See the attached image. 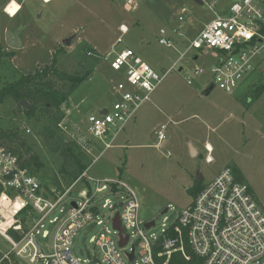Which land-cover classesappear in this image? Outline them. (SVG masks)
I'll list each match as a JSON object with an SVG mask.
<instances>
[{
    "label": "rangeland",
    "instance_id": "rangeland-1",
    "mask_svg": "<svg viewBox=\"0 0 264 264\" xmlns=\"http://www.w3.org/2000/svg\"><path fill=\"white\" fill-rule=\"evenodd\" d=\"M16 1L22 8L12 18L8 14L13 16L19 7L14 2L8 6L11 0H0V50L13 56L0 58V88L51 65L54 59L63 73H89V79L63 106L64 120L50 129L56 134V141H67L76 148L75 156L88 167L90 176L120 178L128 184L141 201V217L156 220V234L192 203L190 190L199 181L198 175L207 184L228 166L241 169L264 208V76H249L231 94L217 87L208 94L213 81L211 54H199L194 64L189 61L195 52L180 61L152 95L151 102L113 141L115 130L106 141H90L87 135L90 117L102 109H111L120 99L117 86L126 82L123 71L111 68V61L106 59L108 53L131 49L163 74L215 18L214 12L223 13L232 0H208L201 6L194 0H138L131 12L125 9V0H52L48 4L43 0ZM215 2L218 5L210 9L208 5ZM13 4L17 7L10 12ZM184 9L186 14H182ZM19 26L24 29L23 48L13 49L7 42V33ZM121 26L128 29L125 35ZM161 30L175 42L174 49L160 44ZM177 30L183 33L182 37L176 34ZM71 38L66 46L65 41ZM120 38L122 43L117 44ZM85 48L93 50L85 56ZM194 67L204 73L195 76ZM188 75L192 77L191 85L186 80ZM261 89L263 92L258 95ZM45 126L28 120L13 100L0 105V131H18L42 166L37 175L49 184L57 178L66 188L67 175L62 173L60 152L50 151L40 137ZM162 126L167 127L164 141L158 138ZM207 144L212 146L211 153ZM191 146L197 156L192 155ZM208 156L212 163L207 162ZM89 188L93 189L84 184L76 186L69 201L86 200ZM106 199L116 202L107 196L98 205L102 206ZM167 208L168 214L162 216ZM107 211L103 210L105 214ZM40 243L46 254L51 253L52 238H40ZM93 252L86 230L81 231L73 246L74 256L85 259Z\"/></svg>",
    "mask_w": 264,
    "mask_h": 264
},
{
    "label": "built area",
    "instance_id": "built-area-1",
    "mask_svg": "<svg viewBox=\"0 0 264 264\" xmlns=\"http://www.w3.org/2000/svg\"><path fill=\"white\" fill-rule=\"evenodd\" d=\"M137 1L125 0V9L131 12ZM217 5L208 6L214 10ZM186 13L184 9L182 14ZM214 13L215 18L163 74L131 49L107 54L111 68L123 71L126 82L117 86L120 99L106 114L90 117V141H106L115 130L113 141L190 53H196L189 61L193 64L199 54L212 55L211 85L229 94L249 76H264V0H232L223 13ZM121 32L125 35L127 27L121 26ZM176 34L183 36L180 30ZM159 37L162 46L175 48L165 30ZM203 73L199 67L192 69L195 76ZM191 79L186 77L189 85ZM166 130L162 126L158 132L160 141L166 140ZM111 146L112 142L106 144ZM207 162L213 159L208 156ZM80 184L93 187L87 199L69 201ZM107 196L116 202L106 199L99 206ZM118 219L120 229L115 227ZM152 221L155 224L147 229ZM155 229L156 220L141 217L138 195L120 178H94L86 170L70 187H46L18 156L0 145V264H264V208L230 166L204 184L170 225L163 224L159 234ZM83 230L94 252L80 259L74 256L73 246ZM40 238L53 239L51 253H45ZM125 239L127 244L121 246Z\"/></svg>",
    "mask_w": 264,
    "mask_h": 264
},
{
    "label": "trees",
    "instance_id": "trees-1",
    "mask_svg": "<svg viewBox=\"0 0 264 264\" xmlns=\"http://www.w3.org/2000/svg\"><path fill=\"white\" fill-rule=\"evenodd\" d=\"M89 49V50H88ZM92 48H85L83 54H90ZM10 56L12 53H5L0 50V58ZM90 74L83 76L80 74L72 75L63 73L59 70L55 59L53 63L43 69L36 70L34 73L22 75L11 83L0 88V105L9 100H13L18 104V110L24 114L28 120L36 121L46 125L44 131L40 133L41 139L46 147L53 153H59L62 164V173L66 174V186L70 187L87 169L88 167L81 163L78 157L75 156L76 148L72 147L67 141H56V134L50 127L57 126L64 118L65 114L63 106L69 101L70 96L75 90L87 79ZM261 89L257 92L261 94ZM210 93V90L208 91ZM27 101L31 105L29 111H24L21 107V102ZM0 145L6 146L20 159L22 166L29 168L42 183L48 187L54 185L61 187L59 179L54 178L50 181L52 184L46 183L37 175L41 169V164L37 161L34 155L31 154L32 149L22 139L18 131H0ZM70 165L71 169L68 168ZM237 179L240 182L246 183V179L241 169L237 166H231ZM202 181L196 182L194 188L190 190L193 197L203 188Z\"/></svg>",
    "mask_w": 264,
    "mask_h": 264
},
{
    "label": "water",
    "instance_id": "water-1",
    "mask_svg": "<svg viewBox=\"0 0 264 264\" xmlns=\"http://www.w3.org/2000/svg\"><path fill=\"white\" fill-rule=\"evenodd\" d=\"M194 2H195L196 4H198V5H200V6L203 5V1H202V0H194ZM21 32H22V30L19 29V30L15 31V32H8V33H7V42H8V44L10 45V47H12L13 49H20V48H23V43H22V40H21V38H20ZM71 41H72V38L69 39V40H67V41H65L64 44H65L66 46H68V45H70ZM194 61H197V57L194 58ZM181 71H182V69H180V72H181ZM212 90H213V87H211L210 91H212ZM20 104H21V107H22V109H23L24 111H29V110L31 109V105H30L27 101H22ZM102 114H106V110H104ZM191 148H192V155L195 156V155H196V152H195V150L193 149L192 146H191ZM198 177H199V181H203V180H204V178H203L202 175H198ZM74 205H75V204H74ZM168 210H169L168 208L165 209V210L162 212V215L166 214V213L168 212ZM154 224H155L154 221H152L151 223L147 224V225H146L147 229H149V228H150L151 226H153ZM115 227L120 229V221H119V219L115 222ZM127 241H128V240L125 239V240L121 243V246H125V245L127 244Z\"/></svg>",
    "mask_w": 264,
    "mask_h": 264
},
{
    "label": "crops",
    "instance_id": "crops-1",
    "mask_svg": "<svg viewBox=\"0 0 264 264\" xmlns=\"http://www.w3.org/2000/svg\"><path fill=\"white\" fill-rule=\"evenodd\" d=\"M48 1H49V0H48ZM11 2H12V3H13V2L16 3V5L19 7L18 11H17L13 16H10V15L8 14L9 17L14 18V17H16V16L19 14V12H20V10H21L22 7H21V4H19V2H17L16 0H11ZM11 2H10V3H11ZM10 3H9V4H10ZM9 4H8V5H9ZM45 4H46V3H45ZM20 27H21V26H19L18 28H16V31L19 30V29H21V30H22L21 35H22L24 29H22V28H20ZM13 32H15V31H13ZM21 35H20V38H21ZM21 40H22V39H21ZM210 89H211V88H210ZM213 89H214V88H213ZM208 94H209V93H208ZM104 110H106V109H102V110L98 111V114H102ZM135 119H136V118H135ZM207 148H208L210 151L212 150V146H211L210 144H207V145H206V149H207ZM193 149H194L195 152H196V155H195V156H197V155H198L197 150H196L194 147H193ZM208 149H207V150H208ZM221 171H222V170H221ZM219 173H220V172H219Z\"/></svg>",
    "mask_w": 264,
    "mask_h": 264
},
{
    "label": "snow or ice",
    "instance_id": "snow-or-ice-1",
    "mask_svg": "<svg viewBox=\"0 0 264 264\" xmlns=\"http://www.w3.org/2000/svg\"><path fill=\"white\" fill-rule=\"evenodd\" d=\"M17 7V6H16ZM16 7H13V5H12V7L11 8H9L8 10L10 11V12H14L15 11V9H16Z\"/></svg>",
    "mask_w": 264,
    "mask_h": 264
},
{
    "label": "bare ground",
    "instance_id": "bare-ground-1",
    "mask_svg": "<svg viewBox=\"0 0 264 264\" xmlns=\"http://www.w3.org/2000/svg\"><path fill=\"white\" fill-rule=\"evenodd\" d=\"M45 1H48V0H45ZM49 1H50V0H49ZM50 2H51V1H50ZM10 4H12V2H11ZM10 4H9V5H10ZM9 5H8V6H9ZM8 6L6 7V9L8 8ZM5 12H6V10H5Z\"/></svg>",
    "mask_w": 264,
    "mask_h": 264
},
{
    "label": "clouds",
    "instance_id": "clouds-1",
    "mask_svg": "<svg viewBox=\"0 0 264 264\" xmlns=\"http://www.w3.org/2000/svg\"><path fill=\"white\" fill-rule=\"evenodd\" d=\"M13 7H16V5H15V4H13Z\"/></svg>",
    "mask_w": 264,
    "mask_h": 264
},
{
    "label": "flooded vegetation",
    "instance_id": "flooded-vegetation-1",
    "mask_svg": "<svg viewBox=\"0 0 264 264\" xmlns=\"http://www.w3.org/2000/svg\"><path fill=\"white\" fill-rule=\"evenodd\" d=\"M14 31H16V30H14Z\"/></svg>",
    "mask_w": 264,
    "mask_h": 264
}]
</instances>
